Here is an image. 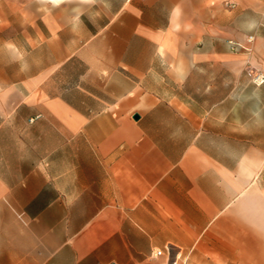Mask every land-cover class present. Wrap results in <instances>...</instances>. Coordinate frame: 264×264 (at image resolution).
Listing matches in <instances>:
<instances>
[{
	"label": "crops",
	"instance_id": "1",
	"mask_svg": "<svg viewBox=\"0 0 264 264\" xmlns=\"http://www.w3.org/2000/svg\"><path fill=\"white\" fill-rule=\"evenodd\" d=\"M249 72L264 0H0V264H264Z\"/></svg>",
	"mask_w": 264,
	"mask_h": 264
},
{
	"label": "built area",
	"instance_id": "2",
	"mask_svg": "<svg viewBox=\"0 0 264 264\" xmlns=\"http://www.w3.org/2000/svg\"><path fill=\"white\" fill-rule=\"evenodd\" d=\"M254 40V36L251 35L249 37V41H253ZM236 47V46H234ZM249 75H251L253 77V80L255 83L257 84H263L264 83V74H256L253 76L252 73L249 72ZM163 254V251L162 250H157L155 252H153V256H161Z\"/></svg>",
	"mask_w": 264,
	"mask_h": 264
},
{
	"label": "water",
	"instance_id": "3",
	"mask_svg": "<svg viewBox=\"0 0 264 264\" xmlns=\"http://www.w3.org/2000/svg\"><path fill=\"white\" fill-rule=\"evenodd\" d=\"M136 117H138V116H136Z\"/></svg>",
	"mask_w": 264,
	"mask_h": 264
}]
</instances>
